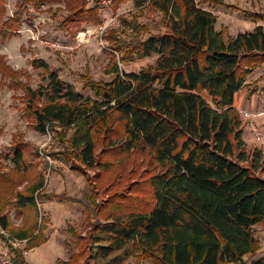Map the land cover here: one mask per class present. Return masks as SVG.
I'll return each instance as SVG.
<instances>
[{"label": "trees", "instance_id": "1", "mask_svg": "<svg viewBox=\"0 0 264 264\" xmlns=\"http://www.w3.org/2000/svg\"><path fill=\"white\" fill-rule=\"evenodd\" d=\"M133 1L160 13L166 29L153 34L135 18L123 19L122 30L109 29L103 37L109 41L106 73L112 78L79 75L83 89L96 98L85 97L41 58L33 66L49 83L33 88L0 54V88L23 91L28 124L57 141L48 155L66 162L77 158L85 168L99 170L89 175L72 166L89 184L97 220L76 232L69 260L60 262L123 264L135 256L152 264H228L253 256L261 248L254 226H264V151L247 155L234 99L252 71L264 65V26L235 37L217 30V16L203 6L222 0ZM89 2L17 0L8 16L6 0H0V43L19 34L30 7L45 4H65L66 30L70 24L101 23V6ZM247 15L264 20L261 12ZM152 56L154 64L138 72L119 66ZM138 151L150 155L151 172L115 189L122 173L109 156ZM1 158L12 165L0 161V238L11 264H31L25 252L48 240L45 219L38 223V200L69 199L45 193L50 166L40 168L38 149L22 135L14 136ZM107 194L105 203L96 202ZM11 210L24 216L22 225L12 224ZM250 264H264V255Z\"/></svg>", "mask_w": 264, "mask_h": 264}, {"label": "rangeland", "instance_id": "2", "mask_svg": "<svg viewBox=\"0 0 264 264\" xmlns=\"http://www.w3.org/2000/svg\"><path fill=\"white\" fill-rule=\"evenodd\" d=\"M222 1L224 4L203 6L217 16V30L225 28L228 36L235 37L239 32L252 31L258 25L264 26V20L254 21L247 15V13H264V0ZM16 2L17 0H6L8 16L14 12ZM96 2L101 6V23L70 24L68 30L61 25L67 15L64 3L45 4L38 10L30 7L29 18L26 13L23 15L19 34L6 43H0V54L5 56L7 63L13 69L22 73L20 79L27 81L33 88L49 83L43 71L33 66L34 59L41 58L57 69L60 77L73 84L85 97L96 98L93 91L83 89V81L79 75L89 73L94 79L105 81L112 78L106 73V67L111 58L108 51L109 41L103 37L109 29L122 30L125 28L122 20L131 18L148 24L153 34L163 33L166 29L165 21L160 13L155 12L151 7L139 8L135 6L133 0H121L118 6L115 5L114 0H90L89 6ZM155 60L156 56L136 58L130 63L120 62L119 66L126 72H138L143 67L153 65ZM2 80L0 71V82ZM245 88L247 91L252 90V93L249 96L246 94L241 108L257 110L264 107V65L252 71L246 80ZM23 94L20 89L15 90L7 86L0 88V161L4 166L12 165L10 161L1 158V155L7 153L14 136L22 135L24 140L38 149L39 159L44 164L40 168L44 169L45 165L49 164L50 167L45 170L47 182L45 193L65 196L69 200L46 197L38 200L40 210V215L37 217L38 223L41 224V219H45L43 234L48 240L29 251L26 259L31 264H61L60 261L70 255V246L75 244L76 232L84 233L89 223L97 220L92 216L93 208L88 199L89 184L72 166H82L89 175H95L99 170L85 168L77 158L72 157L70 162H66L53 159L48 155L57 141H53L52 133H39L28 124L24 115ZM239 95L240 93L237 94V101ZM206 99L212 103L210 96L206 95ZM240 118L247 155H251L258 149L264 151V139L257 142L246 120L241 115ZM255 122L263 128L264 136V117L257 118ZM112 157H114V167H120L122 173V180L115 189L127 186L131 180L142 179L151 172L149 170L151 166L148 164L150 155L147 152L138 151L129 156H109V158ZM107 198L108 194L98 195L96 202L103 204ZM69 207L72 209L69 210ZM9 213L13 225L20 226L25 221L24 216L18 215L16 210H11ZM46 219H48L47 223ZM254 232L261 241V248L255 255H247L243 258L247 264L264 255V226H254ZM3 233L8 235L7 232L3 231ZM9 260L7 244L0 238V264H11ZM143 263L152 264V261L150 259L140 261L133 256L123 264ZM228 264H241V261Z\"/></svg>", "mask_w": 264, "mask_h": 264}, {"label": "built area", "instance_id": "3", "mask_svg": "<svg viewBox=\"0 0 264 264\" xmlns=\"http://www.w3.org/2000/svg\"><path fill=\"white\" fill-rule=\"evenodd\" d=\"M236 108L238 109L241 116H243V118L246 120L247 122L246 124L250 129L251 133L253 134L255 140L257 142L262 141L264 139L263 128L258 126L255 121L259 117H264V107H260L257 110L245 109V108H241L240 106H237Z\"/></svg>", "mask_w": 264, "mask_h": 264}, {"label": "crops", "instance_id": "4", "mask_svg": "<svg viewBox=\"0 0 264 264\" xmlns=\"http://www.w3.org/2000/svg\"><path fill=\"white\" fill-rule=\"evenodd\" d=\"M245 87H243L239 92H237L236 93V95H235V99H234V106L235 107H237V106H240L241 107V103H243V101H244V99L246 98L245 96H246V94H247V90H246V88L244 89ZM240 93V95H239V97H238V101H237V94H239ZM237 102H238V105H236L237 104ZM69 204V203H68ZM72 209V207H69V210H71ZM32 250V249H31ZM31 250H29V251H31ZM29 251H26L25 252V255H26V257H27V254H28V252ZM70 254V253H69ZM69 258H70V255H68V257L67 258H65L64 259V261H67V260H69Z\"/></svg>", "mask_w": 264, "mask_h": 264}, {"label": "water", "instance_id": "5", "mask_svg": "<svg viewBox=\"0 0 264 264\" xmlns=\"http://www.w3.org/2000/svg\"><path fill=\"white\" fill-rule=\"evenodd\" d=\"M241 264H247L243 259L241 260Z\"/></svg>", "mask_w": 264, "mask_h": 264}]
</instances>
